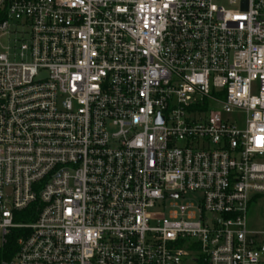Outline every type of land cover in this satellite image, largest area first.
<instances>
[{"label": "built area", "instance_id": "obj_1", "mask_svg": "<svg viewBox=\"0 0 264 264\" xmlns=\"http://www.w3.org/2000/svg\"><path fill=\"white\" fill-rule=\"evenodd\" d=\"M260 203L264 0H0L1 264H264Z\"/></svg>", "mask_w": 264, "mask_h": 264}, {"label": "trees", "instance_id": "obj_2", "mask_svg": "<svg viewBox=\"0 0 264 264\" xmlns=\"http://www.w3.org/2000/svg\"><path fill=\"white\" fill-rule=\"evenodd\" d=\"M24 234L22 229H14L6 237V242L0 247V264L3 261L11 260L19 249V239ZM199 264H207L203 259Z\"/></svg>", "mask_w": 264, "mask_h": 264}, {"label": "rangeland", "instance_id": "obj_3", "mask_svg": "<svg viewBox=\"0 0 264 264\" xmlns=\"http://www.w3.org/2000/svg\"><path fill=\"white\" fill-rule=\"evenodd\" d=\"M217 2H222L223 0H216ZM245 118L243 116L238 117V122L240 126H244ZM249 222L250 225L257 229L264 230V203L255 204L251 207L249 211ZM264 257V254L262 255Z\"/></svg>", "mask_w": 264, "mask_h": 264}]
</instances>
